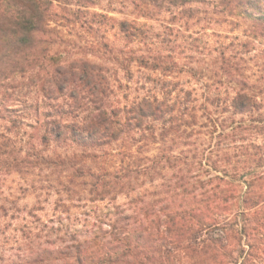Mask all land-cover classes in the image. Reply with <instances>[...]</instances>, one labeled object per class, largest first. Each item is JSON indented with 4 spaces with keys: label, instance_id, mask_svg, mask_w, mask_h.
I'll list each match as a JSON object with an SVG mask.
<instances>
[{
    "label": "trees",
    "instance_id": "1",
    "mask_svg": "<svg viewBox=\"0 0 264 264\" xmlns=\"http://www.w3.org/2000/svg\"><path fill=\"white\" fill-rule=\"evenodd\" d=\"M99 2L0 0V264H24L19 251L28 240L48 245L42 250L43 264H153L169 258L175 248L190 260L195 249L204 264H224L222 237L211 235L225 230L221 221L227 222L229 214L232 222L241 217L246 235H251L249 228L252 233L264 228V176L259 174L264 170V143L257 142L264 138V113H253L261 112L259 101L250 104L244 95L252 83L240 67L238 44L232 40L216 49L210 71L211 78L218 79L211 85L186 87L170 78L186 73L198 81L204 73L181 63L174 51H163L146 23L109 15L116 10L112 5L101 12L92 9ZM54 4L62 7L60 18L67 24L81 23L92 39L94 32L116 30L126 49L104 40L101 47L115 55L108 63H96L88 57L95 55L91 40L82 45L83 55H74L52 26L59 20ZM133 5L135 11L145 5L146 10L136 11L139 17L169 12L171 20L197 16L196 5L212 6L234 18L235 25L245 23L249 43L264 41V0H138ZM253 45L245 44L243 52ZM66 53H71L67 61ZM66 63L86 65L99 77V86L89 82L91 95L67 92V100L84 101L93 112L103 108L114 130L97 134L74 106H65L61 68ZM118 68L130 79L135 70L145 73L133 95L118 78ZM26 73L40 80V97L22 100L20 108L10 106L3 95L6 86L13 76ZM27 119L31 121L25 123ZM168 142L176 144V150ZM151 145H156L153 154L142 155L137 149ZM51 147L74 151L52 156L47 153ZM239 154L248 162L244 171L237 168ZM51 159L67 173L52 190L30 179L37 166ZM159 165L173 171L160 185L165 196L145 201L138 180L156 174ZM12 175L19 178L22 193L32 191L35 206L22 205L18 195L5 192ZM51 194L57 196L50 201L52 214L39 215L48 202L44 195ZM119 196L126 201L118 202ZM68 201L84 211L62 209ZM236 203L240 207L234 211ZM191 221L207 231H182ZM201 236L207 248L199 247ZM57 240L63 246H57Z\"/></svg>",
    "mask_w": 264,
    "mask_h": 264
},
{
    "label": "rangeland",
    "instance_id": "2",
    "mask_svg": "<svg viewBox=\"0 0 264 264\" xmlns=\"http://www.w3.org/2000/svg\"><path fill=\"white\" fill-rule=\"evenodd\" d=\"M137 0H100L99 4L95 7H92V9L97 11H103L108 5H117L123 3L126 6H129L130 11L127 15L123 13V9H116L114 11H110L109 15L116 17L118 19L126 18V19H137L138 21L144 22L149 27H151L150 31H153L154 34L157 35L158 39L160 40L161 48L163 51H174L179 57V60L181 63H185L187 65H193L197 71H202L204 73L203 76H201V79L196 81L191 76L187 75L186 73H181L178 75H175L171 77L170 79L174 81H179L180 83H183L186 87H192V86H202L203 84H212L214 80H217V76L214 78H211V75L213 74L212 69L213 61L215 60L216 55V49L219 48L221 44H227L230 41L233 40V44L237 43V49L239 50V53L237 54V57H240L241 60L239 61L240 67L242 71H244L245 75H249V68L255 67L254 64H252L253 57L249 55L250 52L255 51V45L258 41L249 43L250 37L247 36V32L245 31L246 24L241 23L240 26L235 25L233 21H236L234 18L225 17L224 15L218 14L216 12V8H213L212 6H206V5H196L199 7V12L197 13V16L184 20V19H175L171 20L172 14L169 12H156L154 14V18L146 19L143 17H139L137 12L133 8V2ZM110 3V4H109ZM194 6V5H192ZM54 10L57 11L59 14V20L57 22H54L52 26L56 28L55 31H57V34L59 37L62 38L63 44L66 45V47H71L74 49L75 53L74 55H83L80 54L82 45L86 43L87 41L93 40L85 30L81 26V23L79 24H67L64 18H60L63 14V10L61 5L54 4ZM173 21L174 23H170ZM232 21V22H231ZM84 25V24H83ZM97 24H95V27ZM100 32L102 35H105L104 40L109 43L110 46L115 47L116 49H126L124 46L125 43L122 39L119 38V36L116 35V30L108 29L104 34L102 31ZM56 33V32H55ZM234 38V39H233ZM232 44V45H233ZM245 44L247 45H253L252 49L249 52H243L245 48ZM232 47V46H231ZM230 47V48H231ZM259 57V53L256 54ZM88 57L90 60L96 62V63H108L106 60H101L99 56L89 54ZM247 57V60L245 59ZM258 63H264V58H260L258 60ZM109 67L117 68L115 64H108ZM118 70V71H117ZM117 75L118 78L122 81V83L128 84L131 89V94L134 92V88L136 85H140L141 81H143L145 73L140 71H134L132 73L131 79L128 78V76L124 73L123 70L117 69ZM259 71V69H257ZM42 73V71H41ZM14 79V82H13ZM11 81L8 82V85L6 86V89L8 93H12L16 88H28L30 91L34 92V95H31L27 97L26 99H29L32 101L33 99H36L37 97H40L39 93V83L40 80L37 79V76H35L34 73H26L25 75H15ZM129 79V81H128ZM249 81L252 83V81L249 79ZM197 82V83H196ZM133 95V94H132ZM24 100V99H23ZM22 101V100H21ZM19 101V102H21ZM31 119L25 120V123L30 122ZM26 130L28 132H31V128L26 126ZM257 142L264 143V138L259 137L257 139ZM168 147H172L173 150L175 149L176 144H171L168 142ZM156 145L151 146H142L138 147L137 149L141 151L142 155L149 153L153 154L156 152L155 149ZM133 149H136V146H133ZM146 149H149L146 151ZM72 152L74 151L72 147H51L47 151L49 155H56V154H64L65 152ZM250 152H255V148H250ZM75 152H80L79 150H75ZM243 151H239L238 153H241ZM239 161L237 162V168L240 171H244L248 167V162L244 161V156L239 154ZM92 165V164H90ZM250 166L253 165L249 164ZM160 167V168H159ZM158 172L156 174L151 173L148 176H145L143 178H140L138 180V183L141 185V189H139L140 196H143L145 201H154V200H160L163 199L165 196L164 191L165 187L160 186L161 183H164V180L169 178L171 174L173 173L172 170L167 168H161V165L158 166ZM64 168L58 165V162L54 159H51L45 163L40 164L37 166L35 171L33 172L30 179H35V185L36 186H46L49 187L48 189L53 186L57 185V179H64V177L67 175L66 172H64ZM228 178V177H227ZM66 179V178H65ZM32 181V180H31ZM20 180L18 177L12 175L8 177L5 181V192L8 194H12V196H19V203L22 205H28V207H33L36 205V198L32 194V191L30 192H24L22 193L18 187L20 185ZM154 185H158L154 187ZM58 187V186H56ZM242 191L245 190L244 186H241ZM138 191V190H137ZM52 192V191H51ZM10 198H13V197ZM44 197H47L48 202L43 203L45 205L44 211H38L39 215H46L47 217L52 214L51 207L52 204H50V201L53 202L57 196L54 194L51 195H44ZM118 202H125L126 199L122 196H119L117 198ZM77 202H71L68 201L64 204V207L61 206L62 209H68L71 212H81L84 211V208L82 209L80 206H77ZM160 205L161 203H157ZM84 205V204H83ZM89 205H93L90 203ZM75 206V207H73ZM240 207L236 203V205H233L232 209L235 211ZM60 208V209H61ZM230 215V216H229ZM228 215V219L232 216L231 214ZM239 220L241 217H238ZM261 230H264V228H259V232ZM241 237L243 238L246 235V233L243 230H239ZM221 231H212L211 235L217 236L220 235ZM254 233V232H253ZM257 233V232H255ZM245 243H248L247 239L244 241ZM238 243L236 239H231L229 241L228 247L234 248L235 245ZM252 246V245H251ZM250 247V246H249ZM241 251H245V249H240ZM254 253V252H253ZM226 259V258H225ZM223 258V260L225 261ZM249 264H254L255 261V253L254 256L250 258ZM132 262V261H131ZM156 262V261H155ZM149 264V263H148ZM153 264H191V260L184 256L183 250L181 248H175L172 251V254L167 259L158 260L156 263Z\"/></svg>",
    "mask_w": 264,
    "mask_h": 264
},
{
    "label": "clouds",
    "instance_id": "3",
    "mask_svg": "<svg viewBox=\"0 0 264 264\" xmlns=\"http://www.w3.org/2000/svg\"><path fill=\"white\" fill-rule=\"evenodd\" d=\"M138 2V0H137ZM112 7L116 9H123V13L127 15L130 11L129 6L124 5L123 3L113 5ZM146 10L145 5H140V9L136 11ZM110 23H114L110 22ZM119 36V33H116ZM104 38L100 32L93 33V43L95 44V48L93 49L94 53L101 58V60L111 59L115 53H109L105 49L101 47L104 43ZM259 53V57L256 55ZM71 53H66L63 57L66 61ZM250 56L253 57L252 64L255 67L249 68V75L247 79L252 81L250 88L247 93L244 95L248 98V102L250 104H255L257 99L261 106V112L256 113L255 109H253V113L256 115H260L264 113V63H258L260 58H264V41H259L255 45V51L249 53ZM59 58V53H57ZM247 60V57L245 58ZM59 65H53V67H58ZM259 69V71H257ZM61 74L63 77V82L66 84V94L64 97L65 106L72 105L74 106L75 113L78 114L79 117H83L84 123L91 129L97 132V134L110 132L114 130V122L113 119L107 114V112L102 108L99 112H93L88 104L84 101L76 100V101H68L67 100V92H75L77 96L83 95L87 93L91 95V92L88 91L91 84L98 85L99 77H93L91 69L83 64H68L66 63L64 67L61 68ZM14 78V76H13ZM243 78V77H242ZM14 82V79H13ZM7 84V82H5ZM46 83L50 84L51 81L48 80ZM235 87V86H233ZM239 91L238 89H236ZM95 91V88L92 89ZM4 96L8 98V104L13 107L20 108L21 104L19 101L26 99L27 97L34 95L33 91H30L28 88H16L12 93H3ZM79 105L78 107H75ZM119 127V126H115ZM261 176H264V170L259 172ZM224 224L225 230L220 233L222 237V243L224 244L223 254L226 257L224 264H249V253H255V261L254 264H264V230H261L257 233H252L251 228H249V232L251 235L244 236L243 238L240 235L241 223L239 222V218H237L236 222H232L231 218L227 222L221 221ZM264 223V220L261 221ZM199 229L201 232L207 231V229L203 228L202 225L196 224L194 221L189 222L182 231L186 233H193ZM65 241L67 237L63 238ZM231 239H236L238 243L234 248H229L228 244ZM245 239H247L248 243H245ZM201 240L204 242L199 246L200 248H207V239L201 236ZM57 246H63V243L60 240L56 241ZM249 245H252L249 247ZM48 247V245H44L41 242H33L31 240L25 241L22 243L19 256L24 258V264H43V254L42 250ZM240 249H245L243 255L240 254ZM13 252L16 249L12 250ZM192 264H204V258L197 255V251L194 249L190 254ZM15 259V256H13ZM215 259V257H213Z\"/></svg>",
    "mask_w": 264,
    "mask_h": 264
}]
</instances>
